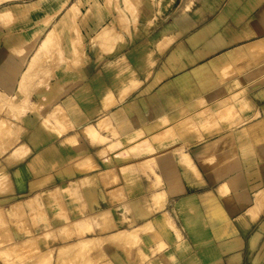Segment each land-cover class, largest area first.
Instances as JSON below:
<instances>
[{"label": "crops", "instance_id": "crops-1", "mask_svg": "<svg viewBox=\"0 0 264 264\" xmlns=\"http://www.w3.org/2000/svg\"><path fill=\"white\" fill-rule=\"evenodd\" d=\"M117 1L126 20H140L136 30L125 26L120 34H143L144 19L152 20L145 43L120 46L125 57L118 60L117 81L90 69L81 76L56 60L42 67L30 55L13 57L14 49L33 51L39 44V50H74L78 36L95 34L115 16L116 0L3 1L4 8L28 13L14 18L16 31L0 23V264H47L52 246L53 264H231L238 254L240 264H250L256 255L250 232L264 226V213L256 223L247 214L254 195L235 187L238 169L216 182L203 173L205 185L192 188L178 164L190 152L195 166L207 161L203 147L212 139L205 131H237L243 116L242 126L264 130V0H149L147 14L142 0H135L134 12L125 9L128 1ZM14 33L23 43L10 41ZM52 35L58 46L47 42ZM148 87L144 106L139 96ZM19 91V108L38 97L41 114L59 105L70 123L31 124L16 147L12 115ZM112 92L115 99L129 94L108 107ZM208 109L221 117L207 123ZM191 115L199 119L193 127ZM190 131H196L193 140ZM144 162L156 170L143 172L138 164ZM225 182L230 186L223 188ZM166 218L181 226L180 240L163 230ZM120 233L135 246L108 243ZM100 238L101 248H91ZM263 240L264 230L258 243Z\"/></svg>", "mask_w": 264, "mask_h": 264}, {"label": "rangeland", "instance_id": "rangeland-1", "mask_svg": "<svg viewBox=\"0 0 264 264\" xmlns=\"http://www.w3.org/2000/svg\"><path fill=\"white\" fill-rule=\"evenodd\" d=\"M4 0H0V23L2 21L4 27L9 25L10 30L16 31L17 26L14 22L18 21L19 19H14L15 17H19L20 19L23 15H27L28 11H25V14H22L21 9L17 6H8L7 8H4L2 6ZM128 1L126 10L134 12L135 8L137 7V10H139V4L135 3V0H126ZM142 8H140V11L142 10L143 14H147L149 12V6L150 1L149 0H142ZM117 6L116 9L117 12L115 13V16L111 18L110 20L106 21V24L100 28L96 29L95 34L93 35H80L78 38L74 41L75 48L74 50H62L61 51H55V50H48L44 49H37L33 51H23V50H13V57L17 60L25 59L30 55V58L32 59H39L42 62V67H44L47 63H49L51 60H56L57 62H61L66 64L67 69L69 68H75L79 69V74L83 76L86 74L85 70L90 69L93 71L96 75H102L105 73L106 75L111 77V80H118V70H119V64L118 60L125 57L124 52H121L120 49L123 44H126V42L133 41V39H137L139 42H146V39L149 37L146 33L147 29L152 25L151 19H144L145 24L143 30V34H120L121 32L119 28L124 29L125 26H132L134 30H136V27L139 25L140 20L133 19H127L123 16L126 14L122 8L121 4L118 3L116 0ZM137 4V6H135ZM17 5V4H15ZM39 5H33L30 8H32L31 12L38 10ZM74 10H78L77 7L74 8ZM122 12V13H121ZM123 18H121L119 16ZM139 13V11H137ZM123 14V15H122ZM118 17L120 18L119 20ZM123 20V21H122ZM51 20H45L44 25H48ZM121 22V23H120ZM7 28V27H6ZM113 29V30H111ZM109 31V32H108ZM5 35V34H4ZM2 35V36H4ZM6 39V35L4 36ZM10 41L14 42L15 44H21L23 43V39L19 37L18 33H14V36H10ZM13 37L17 39H12ZM52 39L47 40V42L52 41L53 46H58L59 40L56 38L55 35L51 36ZM1 40V36H0ZM62 46L65 45V41H63ZM148 51H142L141 57L146 58L148 56ZM162 54V53H160ZM29 58V59H30ZM112 64L111 66L106 65L104 67V64ZM32 64V63H31ZM41 67V66H40ZM29 69H34V67L31 65ZM35 70V69H34ZM28 74V72H27ZM150 77V74H148V78ZM115 88L118 89V82H112L111 84ZM213 86V85H212ZM211 87V84H210ZM113 88V87H112ZM135 86L133 87V89ZM215 88V87H214ZM212 88V89H214ZM150 92V87L146 89L144 92L140 94V102L147 106L149 104L148 98ZM129 93L123 92L120 99H115L114 93H111V97L109 95L107 102L108 107L117 106L119 102H123L124 96L128 95ZM24 95L19 91L16 92V98H15V110H14V128H15V144L16 147L18 145L19 139H22L26 136L27 132L24 130V128H32L31 124L43 122L48 123L52 119L58 123L66 124L70 123L69 116L66 115L63 111V109L58 105L55 110L52 111V114L45 116L44 114H41L37 109V104L40 102L39 98L37 97L32 105H29V99H26L24 107L21 106V108L18 107L19 104L23 105L24 101ZM36 96H38L36 94ZM209 101V100H208ZM209 103V102H208ZM21 110L30 111L29 114H22ZM214 109H208V113L206 115V122L210 123L214 120L219 119L221 116H217L214 114ZM191 121L190 124L193 127V125L198 124L199 119L196 118L193 120L190 116ZM257 117V116H256ZM2 116L0 115V119ZM243 118V119H242ZM248 120V116H243L239 118V127L240 129L237 131H205L208 139H212L211 142L209 141L206 143L203 147L204 152L209 156L207 158V161L198 163L195 162L198 171L194 167L193 162H190L191 164H187L183 161L180 162L178 166L182 169V175L185 177V180L189 182V184L192 186H202L205 185V180L203 178L204 174L210 176L208 180L210 182H216L220 180V176L226 174L227 170L230 171L232 169L240 172L241 178H238V182H236L235 187H239L241 189H245L246 192H252V196L254 195L253 204L251 206L254 208H257L256 211H260L262 208L261 202L258 201V198L263 197L264 198V130L260 128H250L248 129V126H242V122H245ZM3 120H1V123ZM23 125H25L23 127ZM1 126V125H0ZM242 126V127H241ZM1 132V131H0ZM196 132V131H195ZM194 131H190V138L193 140L194 138ZM218 136V138H214ZM233 142L235 145L231 147L230 149V143ZM194 151L195 149H191ZM190 152V151H189ZM192 156L195 155L194 152H190ZM250 156H253V162L250 161ZM194 159V157H193ZM134 165V161L128 163V165ZM160 165L162 163L160 162ZM139 168L143 172L156 170L155 167H153L149 162H144L142 165L138 164ZM132 168V166H131ZM123 170V169H122ZM5 171V170H4ZM20 169L16 167L15 176L18 177L20 174ZM2 171H0L1 174ZM178 175V174H177ZM9 177L6 175L5 178ZM4 178L0 177V185L2 183V180ZM19 181V179H18ZM159 186H163V180L158 179ZM177 181H180V179H177ZM196 184V185H195ZM227 186H230L229 182H225L222 184L223 188H226ZM39 196H37L34 200L40 201ZM42 198V197H41ZM253 198V197H252ZM42 200L49 201L50 197L46 196L45 198H42ZM261 204V205H260ZM258 206V207H256ZM250 208V209H251ZM248 210L247 214L249 215L250 219L252 220L251 210ZM260 216L264 213V208L259 212ZM260 216L253 221V223H256ZM168 218V217H167ZM166 218V219H167ZM169 222V225H164L163 230H166L167 232H173L175 234L176 240H180L181 238V226L175 221L172 222L170 219H167ZM244 227H248V225L243 221ZM52 228V227H51ZM53 230V228H52ZM264 230V226L258 228L255 227L250 233L253 232V240L250 242L252 253L256 254L251 259L250 264H264V240L261 243H258L260 241L261 233ZM50 231V228H48V232ZM145 234V232H143ZM54 234V232L52 233ZM255 240V241H254ZM253 241L255 242L253 244ZM110 242V243H109ZM108 243L112 246H117V242H113L108 240ZM135 245V244H133ZM68 248V247H67ZM94 248V247H92ZM97 248V247H96ZM95 248V249H96ZM66 249V248H64ZM70 249V248H68ZM56 248L53 246L47 250L46 254V261L47 264H53ZM59 254L61 252H64L63 250H58ZM56 259V258H55ZM56 261V260H55ZM62 261V264H72L70 263V259H63V260H57V263H60ZM69 261V262H68ZM72 262V261H71ZM81 264V260H79ZM97 262V263H96ZM101 260H95V264H99Z\"/></svg>", "mask_w": 264, "mask_h": 264}, {"label": "bare ground", "instance_id": "bare-ground-1", "mask_svg": "<svg viewBox=\"0 0 264 264\" xmlns=\"http://www.w3.org/2000/svg\"><path fill=\"white\" fill-rule=\"evenodd\" d=\"M122 13V12H121ZM121 13H119V16H120V14ZM123 15V14H122ZM121 17V16H120ZM122 18V17H121ZM120 18L118 17V19L117 20H119ZM123 19V18H122ZM123 21V20H122ZM121 23V22H120ZM111 30H113V29H111ZM109 32V31H108ZM183 161L185 162V163H187V164H191L190 162H192V158L189 156V155H186L184 158H183ZM194 167L196 168V166L194 165ZM196 170H197V172H199L198 171V168H196ZM67 191V190H66ZM69 192V191H68ZM56 193V192H55ZM30 200V199H29ZM32 200V199H31ZM33 201V200H32ZM160 201V200H159ZM158 201V202H159ZM258 201L259 202H261V204H262V208L260 209V211H261V213H262V209L264 208V198L263 197H260V198H258ZM29 203V202H28ZM33 203V202H32ZM159 205H157V206H159V208L156 206V209L158 210V209H162L163 208V205H161L160 206V204H161V202L160 203H158ZM260 204V205H261ZM31 207V206H30ZM256 207H258V206H256ZM256 209L257 208H254V207H252L250 210H251V215L253 216L252 217V221H255L259 216H260V211H256ZM2 211V210H1ZM153 213V212H152ZM2 213L0 212V215H1ZM151 214V213H150ZM133 236V235H132ZM133 238V237H132ZM109 240L110 241H115V242H119L120 243V245H121V242H122V245L124 244L123 242H126L125 243V245H123V246H126L127 247V244H128V247L130 248L131 247V244L130 243H132L133 244V239H131V237H129V235H125V234H122V233H120V234H116V235H114V236H111L110 238H109ZM132 240V241H131ZM131 241V242H130ZM255 241V240H254ZM253 241V244L255 243ZM110 243V242H109ZM103 244V238H100V239H98V240H95L94 242H93V245L95 246L94 247V249L97 247V248H101V245ZM135 244V243H134ZM121 245V246H122ZM100 246V247H99ZM123 246H122V248H123ZM135 245H133L132 247H134ZM126 247H125V249H126ZM127 247V248H128ZM92 248V247H91ZM96 248V249H97ZM124 249V250H125ZM127 250V249H126ZM129 250V249H128ZM127 250V251H128ZM130 251V250H129ZM142 255V254H141ZM143 256V255H142ZM72 260L70 259V263H72L71 262ZM69 262V261H68ZM231 262V264H240L241 263V256H240V254H238V255H235L233 258H232V260L230 261ZM229 262V263H230ZM21 264V263H20Z\"/></svg>", "mask_w": 264, "mask_h": 264}]
</instances>
